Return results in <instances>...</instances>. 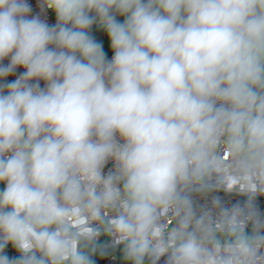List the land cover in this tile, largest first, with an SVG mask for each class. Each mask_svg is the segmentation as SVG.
Returning a JSON list of instances; mask_svg holds the SVG:
<instances>
[{
    "label": "clouds",
    "instance_id": "1",
    "mask_svg": "<svg viewBox=\"0 0 264 264\" xmlns=\"http://www.w3.org/2000/svg\"><path fill=\"white\" fill-rule=\"evenodd\" d=\"M40 7L54 24L28 0H0V264H95L83 242L104 227L126 264H216L201 222L188 231L191 200L181 193L222 169V143L239 169L264 168V0ZM254 192L245 220L244 209H223L238 233L228 247L245 259L264 241L243 235L247 220L264 226ZM167 208L184 215L165 236ZM85 220L100 227L83 229Z\"/></svg>",
    "mask_w": 264,
    "mask_h": 264
},
{
    "label": "built area",
    "instance_id": "2",
    "mask_svg": "<svg viewBox=\"0 0 264 264\" xmlns=\"http://www.w3.org/2000/svg\"><path fill=\"white\" fill-rule=\"evenodd\" d=\"M28 3L33 6V14H40L41 18L46 19L50 24L55 23L54 14L50 10L41 9L42 0H28ZM91 34L96 39L105 37V33L95 25L91 29ZM113 55L114 53L111 51L107 58L111 59ZM4 62L7 63L8 60L6 59ZM19 71H23V69H19ZM14 78V76L10 77V79ZM226 138V136L223 137V139ZM217 151L222 157V169L219 172L212 173L202 187L197 186L181 193L191 200L193 215L188 231H193L196 228L197 221L201 222V228L197 230V235L210 254L208 258L214 260L216 264H223V261L227 258L231 259L232 264H264V241H258V249L255 255L251 259H245L238 251L228 247L234 242L222 243L215 242L213 239L215 233L231 230V217L225 216L223 209H232L238 206L244 209V214L238 220H245L249 209V195L253 190L255 192L251 201V209L257 213V218L264 225V168L243 171L237 167L235 159L228 151L226 144L222 143ZM112 169L113 162L109 161L104 168V173L107 174ZM102 211L109 219L119 214L118 209H104ZM183 215V211L177 215L173 208L161 210L159 222L164 226L165 236L173 228L179 226V221ZM80 227L89 229L100 227V225L96 220H85L81 222ZM248 230L252 231V238L264 236V226L258 229L254 228L252 220H247L244 223V231ZM91 241L102 250L108 251L117 245V234L108 231L104 227ZM6 252L10 256L17 255L11 247L7 248ZM166 259V256L162 257L157 264H165ZM93 260L95 264H126L117 252L98 254ZM62 264H70V262L66 259Z\"/></svg>",
    "mask_w": 264,
    "mask_h": 264
},
{
    "label": "rangeland",
    "instance_id": "3",
    "mask_svg": "<svg viewBox=\"0 0 264 264\" xmlns=\"http://www.w3.org/2000/svg\"><path fill=\"white\" fill-rule=\"evenodd\" d=\"M117 19L120 20L121 22L123 21V17L119 16L117 14ZM97 41L101 42L104 46V51L107 53V55L109 53H111V49H110V42H109V39L107 37V35L105 34V37L103 38H100V39H97ZM237 234L238 233H234L233 231H228V232H217L214 234L213 236V239L215 242H235L236 241V238H237ZM243 235L248 237L249 240L252 239V231L251 230H248V231H243ZM82 250L84 251H88L92 258H94L95 256H97L98 254L96 253H93V249L91 248H82ZM118 255L121 256L122 258L123 257V249H120L119 251H117Z\"/></svg>",
    "mask_w": 264,
    "mask_h": 264
},
{
    "label": "water",
    "instance_id": "4",
    "mask_svg": "<svg viewBox=\"0 0 264 264\" xmlns=\"http://www.w3.org/2000/svg\"><path fill=\"white\" fill-rule=\"evenodd\" d=\"M83 243H87L88 248L93 249V251L97 254H108V253H113V252H117L120 249H123V244H119L116 246H113L112 249L108 250V251H104L101 248H99L95 243H93L92 241H86ZM150 264H152V261L150 260Z\"/></svg>",
    "mask_w": 264,
    "mask_h": 264
},
{
    "label": "trees",
    "instance_id": "5",
    "mask_svg": "<svg viewBox=\"0 0 264 264\" xmlns=\"http://www.w3.org/2000/svg\"><path fill=\"white\" fill-rule=\"evenodd\" d=\"M81 247H82V245H81ZM93 253H95V252L93 251ZM95 254H96V253H95ZM122 259L125 261L124 258H122ZM125 263H126V261H125ZM144 264H150V259L145 258V260H144Z\"/></svg>",
    "mask_w": 264,
    "mask_h": 264
}]
</instances>
